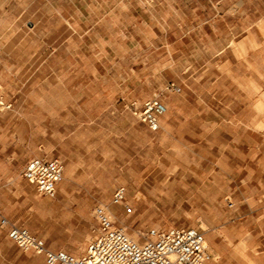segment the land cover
<instances>
[{
    "label": "rangeland",
    "instance_id": "obj_1",
    "mask_svg": "<svg viewBox=\"0 0 264 264\" xmlns=\"http://www.w3.org/2000/svg\"><path fill=\"white\" fill-rule=\"evenodd\" d=\"M218 1L0 0V95L13 103L0 107V207L48 244L81 254L99 227L95 205L108 206L125 185L130 209L112 203L114 219L138 240L153 227L195 226L222 234L223 264L264 262V47L253 63L205 65L220 85H206L204 126L154 130L128 106L165 91L192 60ZM253 2L244 8L263 15L264 0ZM250 94L261 112L251 113ZM74 147L93 172L76 183V197L62 188L41 195L22 175L29 157L71 156ZM0 264L46 262L11 241L0 243Z\"/></svg>",
    "mask_w": 264,
    "mask_h": 264
},
{
    "label": "crops",
    "instance_id": "obj_2",
    "mask_svg": "<svg viewBox=\"0 0 264 264\" xmlns=\"http://www.w3.org/2000/svg\"><path fill=\"white\" fill-rule=\"evenodd\" d=\"M253 4V0H219L217 2V16L213 20H211L212 17L210 16L211 18H205L203 21L208 24L201 33L202 45H198L196 48L193 47V51L197 54H194V57L187 65L182 66L178 72L174 73L175 75H172V77L168 79L167 84L165 85V91L158 93L156 91L157 88H154L152 96L144 94L137 98H129L127 100L135 101L137 104L143 105L146 100L159 96L167 107V110L159 117V129L165 132L173 131V129L179 127L187 128L188 126L192 127L193 125H206L207 122L205 121V118L207 117V114L204 109L208 106V96L212 92V90L206 85L209 83H212V85H220V77L213 79L206 77L205 65L207 66V64L211 62L217 64L219 68L220 65H227V63L233 61L246 62L247 64L253 63L254 61L251 58V55L258 53L260 48L264 47V14L251 15L248 8H244V5H248L252 8ZM240 55L245 56L240 57ZM198 65L199 67L201 65L203 72H200ZM149 84L151 83L149 82ZM215 95L216 93L213 94V97H215ZM5 100L11 103V101L7 99ZM247 100L250 102L253 101V95L250 94ZM218 103V106L215 107V109H217L215 112L218 111V118L221 119L219 120L218 125H221L225 124L226 121L227 106L225 96L223 98L219 97ZM250 105L252 114L255 111L258 113L262 111L256 106L253 109L252 102ZM12 106L10 108H12ZM208 125H210L209 121ZM84 155L85 154L82 152H78L77 147H74V152L71 156H69L67 152H64V154H60V156L49 157L58 158L64 165L62 178L57 184V191L58 188H62L66 195L76 197V194L74 193L76 183L86 180L83 174L93 173L91 169L87 171L82 167L80 161ZM30 158L31 157L28 159ZM123 186L125 187L127 195V188L125 185ZM90 196H95V194H90ZM226 198L234 203L229 195H226ZM105 203L108 205L107 207L109 210L116 215L113 211V202L110 203L106 201ZM1 216H6L11 221L17 222L23 226L25 225L12 217L4 207H0V243L6 245L10 244L11 241L15 243L8 236V226L1 224ZM168 228L169 227L162 229ZM34 233L37 234L36 232ZM204 234L207 241V257L204 264H223L225 261L224 253L222 252L221 247H219L217 238L224 237L218 232L215 233V235L210 231H207V233L204 232ZM231 241H233L232 238ZM15 244L17 247L21 248L17 243ZM47 245L51 248L59 249L52 244H48V242ZM209 248L213 249L212 253L208 252ZM246 264H264V262L248 258Z\"/></svg>",
    "mask_w": 264,
    "mask_h": 264
},
{
    "label": "built area",
    "instance_id": "obj_3",
    "mask_svg": "<svg viewBox=\"0 0 264 264\" xmlns=\"http://www.w3.org/2000/svg\"><path fill=\"white\" fill-rule=\"evenodd\" d=\"M11 106L12 103L0 96V107ZM128 106L154 130L159 129V117L167 110L159 97L150 98L143 105L131 101ZM63 169L58 158L34 156L25 163L22 175L36 186L39 194L55 196ZM112 201L128 206L123 185L115 188ZM228 201L231 206L234 204ZM93 213L99 227L81 254L49 247L44 237L6 216H1V224L8 226L9 238L21 249L43 255L47 264H204L207 257L206 237L198 227L150 228L145 239L140 241L133 238L124 225L116 222L104 204H96Z\"/></svg>",
    "mask_w": 264,
    "mask_h": 264
},
{
    "label": "bare ground",
    "instance_id": "obj_4",
    "mask_svg": "<svg viewBox=\"0 0 264 264\" xmlns=\"http://www.w3.org/2000/svg\"><path fill=\"white\" fill-rule=\"evenodd\" d=\"M107 207V206H106ZM109 209V208H108ZM110 211V210H109ZM110 214H111V216L113 217V218H115V216H114V214L110 211ZM136 235L138 236V232H135V234H134V237L133 238H135V239H137L138 240V238L136 237Z\"/></svg>",
    "mask_w": 264,
    "mask_h": 264
}]
</instances>
